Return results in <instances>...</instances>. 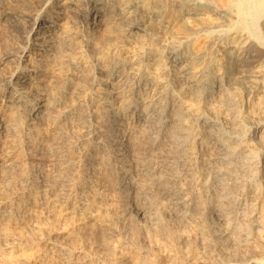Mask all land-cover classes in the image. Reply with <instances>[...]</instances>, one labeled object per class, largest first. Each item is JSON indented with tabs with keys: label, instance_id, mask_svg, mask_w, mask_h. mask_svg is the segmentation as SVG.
I'll list each match as a JSON object with an SVG mask.
<instances>
[{
	"label": "bare ground",
	"instance_id": "obj_1",
	"mask_svg": "<svg viewBox=\"0 0 264 264\" xmlns=\"http://www.w3.org/2000/svg\"><path fill=\"white\" fill-rule=\"evenodd\" d=\"M203 15L213 22L210 23L212 25L206 29H198L196 31V28L191 27L193 28L191 33H195L194 37L204 35V39L208 42L207 45L210 44V47L212 43L213 45L216 43L214 49H211V54L207 57L208 61H205L206 65H200V60H203L204 57L198 56L202 55L198 54L199 52L195 53L193 51L195 55L189 58V47L190 45L192 46L194 41L188 43L191 33L182 29L185 28L184 25H189L191 21L195 22L196 20L198 22V16L202 17ZM220 20L221 23L219 24L222 25H217ZM0 26L11 27L13 34L17 37L16 44L18 46V50L15 53L6 55L8 61L14 63L13 72H11L10 76L0 79V194L4 193L6 188L12 185L16 179L21 186V191L14 196L15 207L10 202L1 204L0 221L10 220L13 217V211H17L19 205L25 206L31 197L40 193V186L43 184V176L40 174L41 171L36 169V165L35 167L30 161L29 163H21L14 160L10 157L9 151L11 150H7V148L12 146L16 151L23 152L24 160L28 159L37 151V147L42 141L41 138H43L39 133L38 127L42 123L38 124L37 122L41 121L50 123V126H55V116L52 115V112L56 106L61 104V100L60 98H51L46 95L47 86L42 82L43 77L47 76L51 77V79L57 77V66L59 67L60 61L65 55L66 58L68 57V52L65 54L66 51L73 52L77 50L83 58L88 57V49H92L94 53H100V56L97 55L100 58L104 55H107V57L109 55L119 56L118 54L122 50L124 51L126 46L129 47L130 45L128 46L127 44L132 41L134 44L138 43L137 46L135 45L138 48L137 51L140 52L138 57L131 53L132 57H136L135 60L138 66L130 67L129 65L131 72H126L129 68L123 67V62L118 63L115 60L107 69L109 70L108 77L113 76L119 82L124 79L123 77L126 73L124 80H128V82L124 81V83H129L132 89L137 87V91L132 94L126 93L125 95L124 87L122 89L116 88L117 90H115L114 87L118 82L115 81L113 83L110 79L103 78L99 80L95 91L91 92L93 96L89 98L87 104L88 106H94L93 112L90 110L91 112L86 111L83 114L78 110L76 112L72 107L63 106L66 116L72 118L75 116L80 123L83 122L82 125L87 132L85 150L93 147L95 150L99 149L101 151L100 155H97L98 152L95 155L93 154L90 162H88L90 166H87L85 171L80 173L82 176H80V181L77 182L79 192L73 197L72 208L75 207L84 212L88 211L91 204L88 202L90 197L87 198V190L89 191V189L96 187L99 183H110L109 185L119 190H124L127 186H131L133 189L124 194L125 199L121 198L120 201L123 212L131 218L132 212L128 206V201L138 202L137 200L140 199V196L147 195L145 192L148 188H153L154 186L162 187L165 180L162 179L160 172V175L154 174V171L151 170L153 167L149 166L148 169L145 166V160H139L137 154L138 150H140V144L137 143L138 141H136L135 137L132 139L130 133L138 125L144 124L145 126L149 124L153 116H158L159 118H156L159 119V123H156L164 126L168 121L166 114L170 112V107L167 106L174 104L173 102L177 100L181 103L180 110L173 113L172 118L178 123V126L180 124V128L177 127L179 129L178 133H189L190 135L191 132L188 131L186 117L190 111V105H196V108H192V110L195 111L193 114L195 113L197 116V112L201 110V101L205 100L207 95H210L211 98L213 97L214 102L211 104H214V106H209H212V108L216 107V110L211 108L216 111V117L213 116L214 119L212 116L206 118L200 114V116L196 117L194 114L193 118L196 123L201 122L208 126V128L206 127L208 129V141L206 140V143L212 149L214 158L206 161L203 156L199 160L194 158L193 154L191 162L186 161L187 164L180 166V171L176 170L177 173L180 172L179 174L186 176L185 183L187 186L184 187L182 185H186L182 180L177 181L179 175L176 173L175 176L178 177L176 181L180 182L181 185L177 186L178 190H169V192L164 194L165 201L171 207L175 209L178 207L181 210L187 206L188 203L186 202L189 201H185L184 197L187 194L192 195V197L194 195L195 199L192 201V207H198L197 204H205L211 208L210 211L218 222L225 226L226 231L224 232L229 233L230 227L234 228L231 234L237 229H242L246 232L245 243L251 242L253 248L244 252L240 262H232L233 264H264V58L249 71L250 66L246 73H244L245 71L243 72V75H236V72L234 73L232 66H230L238 61L240 54L237 49L242 44L252 41V43L255 42L264 47V33L262 34L264 29V0H0ZM182 30L188 31V33L180 32ZM105 34H111L112 38L108 39L106 37L107 39H104ZM166 34H171L168 36L169 39L171 38L170 40H167V37L161 38ZM159 38L162 39V42H157ZM214 40H219L220 43L219 41L214 42ZM131 45L133 46V44ZM179 48L182 49L180 52ZM133 49L131 50L135 52ZM93 52L91 51L90 54ZM71 55L73 54H70V57ZM224 56L229 61L223 63ZM132 57L130 55V58ZM187 58L190 59L191 66H189L190 63L188 64ZM75 59L69 61V66L79 71L80 64ZM185 59H187L186 63H184ZM99 66L101 65L99 64ZM119 66L121 67L119 68ZM194 66L195 69H191ZM136 67L139 68L136 69ZM132 68L136 70L132 71ZM87 71L85 76L81 75V73L80 76L92 78L89 77L90 74H87ZM124 83L119 85L123 84V86L127 87ZM257 93H259L258 96L256 95L257 99L254 100L253 97ZM189 95L190 98L191 96L195 98V101L193 100L194 103L191 104L188 100L186 102H189L190 105H182L185 102L182 101L183 98ZM220 108L226 115L223 119L220 118ZM152 119L155 120L154 118ZM234 122L238 126L236 130L232 128H235L232 125ZM102 125L104 128L100 129ZM140 131L143 132V129ZM202 132V129L199 130L198 128L191 134L193 138H191V141L199 143L201 148L204 145V141H200ZM166 133V139H169L168 141L172 144V148L173 145L183 148L185 154L186 152H193L192 147L190 149L186 147L187 138H181L182 136L180 137L176 134L175 136L173 131ZM155 137L157 136L155 135ZM155 142V140L150 141V144ZM128 143H131L132 146H130L131 149L133 148L134 154L132 152H124L127 151ZM208 156L212 155L209 154ZM150 163L151 161L149 160L148 164ZM166 163L169 164L168 162ZM150 165H153V163ZM156 165H160V162ZM112 167L114 168L110 171ZM162 167L160 170H162ZM202 167H204L206 172H209L208 174L211 171L214 173L216 181H213L219 183L222 187H232V194L229 199L224 198L223 200L220 199L222 200L221 202H215L214 198H212L214 195L212 196L211 192L209 194L212 197L207 196L209 194H202L204 193L202 188L206 186L204 176L207 174L202 172ZM168 169H170L169 166ZM195 169H197V172ZM173 173L175 174V172ZM173 173L172 175H174ZM163 174L165 175V173ZM92 177L93 179L91 180L90 178ZM169 177L167 176L166 178ZM89 179L92 182L91 185L84 183L85 180ZM168 181L171 180L169 179ZM166 184L169 183L166 182ZM171 187L173 186L169 188ZM215 187L217 186L215 185ZM85 188L89 189L85 190ZM208 188L210 187L208 186ZM220 189L224 188H219L218 191ZM161 190H163V187ZM221 191L224 192L225 190ZM126 198L128 201H126ZM95 201L92 200L90 202ZM153 202L148 200L146 201L147 204L138 202L136 209L138 216H146L149 213L148 211H150L149 209L155 206ZM157 206H160V203ZM184 212L186 211L184 210ZM207 214H205L206 218ZM96 226L100 228L99 230H113V228H110V224L104 222H97ZM220 227L223 228L221 225ZM212 228L213 225L209 229ZM134 229L136 228L132 227V230ZM207 230L205 225L201 223L197 225V233L202 235ZM93 231V227H89L87 233L92 234ZM134 232L137 231L134 230L132 233ZM213 233H210L212 234L211 239L216 236L215 234L213 237ZM218 234L220 235V233ZM215 241H219V238ZM212 244L215 245L214 242ZM228 244H231V242ZM243 245V243H237L236 247L239 250ZM220 247L222 246L220 245ZM136 260L139 261L137 258ZM172 260L174 261V259ZM183 260H179L181 262L177 264H186ZM158 262L163 263L160 260Z\"/></svg>",
	"mask_w": 264,
	"mask_h": 264
},
{
	"label": "rangeland",
	"instance_id": "obj_2",
	"mask_svg": "<svg viewBox=\"0 0 264 264\" xmlns=\"http://www.w3.org/2000/svg\"><path fill=\"white\" fill-rule=\"evenodd\" d=\"M198 17H199V21L197 20L198 22H196V20L195 22L191 21L189 22L190 23L189 25L187 26L184 25L185 28H182V29L188 30L189 33H191V31H193V28L191 27L196 28L195 29L196 31L198 29H206L207 27L212 25L210 23H213L209 18L204 17V15L202 17L200 16ZM219 23H221V20L217 23V25H222ZM206 24H210V25L205 26ZM188 26H190V28H188ZM183 30L180 32L188 33V31H183ZM12 31L13 30L11 29L10 26H0V79L2 77L10 76L11 72H13L14 70V63L8 61L6 57V55H8L9 53H15V51L18 50V46L16 44L17 37L15 34H13ZM263 33H264V29L262 31V34ZM170 35L166 34L164 37H161V38L164 39L167 37L166 39L170 40L171 38L169 39L168 37ZM194 35L195 33H191L189 35L190 40H188V43H191L194 41L192 46L190 45V47L192 48L190 49L189 47V54H190L189 58L190 56L192 57V55L193 56L195 55L194 52L195 53L199 52L198 54H202V55H198V56L204 57L203 60H200V65L201 64L206 65L205 61L206 60L208 61L207 57L211 54L212 52L211 49H214V45L216 43L214 45L212 43L211 45L212 48H211L209 46L210 44L207 45L208 42L206 41V39H204V35H197V37H194ZM172 36L174 35L172 34ZM106 37L108 39H111L112 35L105 34L104 39H107ZM192 37L197 40H194ZM161 38H159L157 42L158 41L162 42ZM217 41L219 40H214V42H217ZM131 44H133V46ZM127 45L128 46L130 45V46L129 47L126 46L125 50L124 51L122 50L121 53L118 54L119 56L109 55L107 57V55H104L101 58L97 56V55L100 56V53L96 52L98 53L96 54L93 52L92 49H88L87 58H83L81 53L77 50H74L73 52L66 51L65 54H67L68 52L67 54L68 57L66 58V55H65L64 56L65 58L63 57L62 60L60 61L59 67L57 66V77L51 79V77H47V76L43 77L42 75L43 77L42 82L45 83V85L47 86L46 95H48V97H51V98H60L61 104L59 106H56L52 112V115L55 116V126L54 127L50 126V123H44V122L37 120L38 124L42 123L38 125V127H39V133L41 137L43 138H41L42 141L40 145L37 147V151L34 153V155L24 160L23 152H18V150L16 151L15 148H12V146L7 148V150H11L9 151L10 157H12L14 160L18 162L20 161L21 163H26V162L29 163L30 161V163L32 162L31 164H33L34 166L36 165L37 166V167L35 166L36 169L41 171L40 174H42L43 176V182H42L43 184L42 186H40V193L37 196L31 197L25 206L19 205V209L17 207V211H13V214H12L13 217L10 220H7L8 222L5 220L0 221L1 222L0 223V264H146V263L147 264H154V263L155 264H167L168 261L170 264L171 263L177 264L181 262L183 259H184L183 262H186V264H195V263L196 264H217L219 260L221 263L218 262V264H229V263L233 264V263L240 262L244 252L253 248L251 242L245 243L244 238H245L246 232L244 230L237 229L234 233L231 234L234 228L230 227L229 233L224 232L226 231L225 226L218 222V220L215 218V216L210 211L211 208H209L205 204H200L201 206L197 204L198 207L196 206L192 207L193 205L192 201L195 199L194 195L193 197L192 195L190 196L189 194H187L185 197L183 196L185 198V201H188V200L189 201L186 202L188 203L187 206L181 210L178 207H176L175 209L174 207H171L169 204H166V201H165L166 199H165L164 194L169 192V190L175 191L177 189V186L180 184V182H177V181L182 180L183 183L186 182L185 181L186 176L179 174L180 172L177 173V171H180L181 169L180 166H184L185 164H187L186 161L191 162L193 154H194L193 157L199 160L200 158H203V156H204L203 159H205L206 161H209L211 160V158H214L212 149H210L209 145L206 143V140L208 141V137H207L208 129H206V127L208 128V126L204 125V123L203 124L201 122L196 123V121H194L195 119L193 118V116L195 113L193 114V112L195 111L192 110V108L195 109L196 105L192 103H194L193 100L195 98L193 96H191L190 98V95L187 97L185 96L182 100V101H185L182 103V105L183 104L190 105V103L192 104L190 105L191 106L190 111L187 113V116L185 115L187 117V124H188L187 128H188V131L191 132L190 135L194 133L198 128L199 130L202 129L203 131L201 135L202 139H200V141L201 140L204 141V145L202 148L199 145V143H196L195 141L193 142L191 141L193 138H192V135L191 136L189 135V133H186V134L178 133L179 129H177V127L180 128V124L178 126V123H176L172 118V114L175 113L177 110H180L181 103L180 101H177V100L173 102L174 104L167 106V107H170V112L166 114L168 121L164 124V126L157 124L159 123V119L156 118L158 116H153L151 117L149 124H146L145 126L144 124L140 126L138 125L136 128L134 127V130L132 131V133H130L131 134L130 136L132 137V139H134L135 137V139H137L136 141H138L137 143L140 144L139 145L140 150H138V154H137V157L139 158V160L140 159L141 161L145 160L144 161V163H146L145 166H147L148 169H149V166L153 167L151 168V170L154 171V174L155 175L161 174L162 179L165 180V183H163V186H162L163 190H161L162 189L161 186L160 187L154 186L153 188L152 187L148 188L147 191L145 192L147 195L144 194V196H140V199L137 200L139 203H144V204H147L146 203L147 200L151 202L154 201L153 204L156 206V208L155 206H152V208L149 209L150 211H148L149 213H147L146 216L141 217V216H138V214L136 213L138 202L135 203L133 200L128 201V199L126 198V201H128V206L130 207V211L132 212L131 218H130L123 212L120 201H121V198L125 199L124 194H126L128 191H131L133 187L127 186L126 188H124V190L123 189L119 190L117 188H114V186L109 185L110 183L108 184L107 182L99 183L96 187L92 189L85 188V190L89 189V191L87 190V198L90 197L89 198L90 200H88V202L89 204H91L90 206V208L92 207L91 209L89 208L88 211L86 210L84 212L82 210H79L78 208H75V207L72 208L71 202L73 201V197L79 192V187L77 185L78 184L77 182L80 181V178H81L80 176H82V174L80 173L82 171H85V168L87 166L88 167L90 166L88 162H90V159L93 157V154L95 155L96 152H98L97 155H100L101 151L99 149L95 150V148L93 147H90V149L88 148L87 150H85L87 132H86V129L82 125L83 122L80 123V121L77 120L75 116H73V118L66 116L63 106L67 105V107H72L76 112L79 111L80 113H83V114L86 113V111L93 112L94 106H91V105L88 106L87 104H88L89 98L93 96L92 93L95 91V88L97 84L99 83V80L103 78H108L113 83H115V81L118 82L116 83V86L117 85L118 86L114 87L115 90H117L116 88L122 89L124 87L123 91L125 95L126 93L132 94L133 92L137 91V87H133L132 89L129 86V83H124L126 73L124 74L125 75L123 77L124 79H121L122 81L120 82L117 81L113 76H111L112 78L110 76L108 77L109 70L107 68L110 67L111 63H113L115 60H117L118 63L123 62L124 63L123 67L127 69L129 68L126 72L128 71L131 72L130 67L132 66L135 67V65H137L136 63L137 61L135 60L136 57L135 56L132 57V56L136 55L138 57V53L140 54V52L137 51L138 48L136 47L138 43L134 44V42L131 41ZM240 48L237 49V52L239 51V54H240L238 61L230 65L232 66L233 72L234 73L236 72L235 73L236 75H243V72L245 71L244 73H246L247 69L250 66L251 68H249L248 70L249 71L252 70L256 66V64H258L259 61L264 58V47L260 46L259 44H256L255 42L253 43L252 41L247 42L245 44H242ZM131 49H133L135 52H133ZM90 50L94 54L93 53L90 54L91 53ZM181 50L182 49L179 48V52ZM204 50H207V51H204ZM70 54H73L75 56L71 55L70 57ZM130 55L134 59L130 58ZM70 58L72 60L76 58L75 60L79 61L81 71L74 70L72 69L71 66H69L70 65L69 61L71 60ZM121 59L122 61H120ZM187 59H185L184 63H186ZM95 60L97 61L95 62ZM106 60H109V61H106ZM194 61L197 62L196 60ZM225 61H229V59L226 56H224L222 62L224 63ZM98 62L101 66H99ZM132 62L134 65L132 64ZM187 62L188 64L190 63L189 66H191L190 59H188ZM85 66H88V67H85ZM120 67L121 66H119V68ZM137 68L139 67H136V69ZM85 69L86 71L88 70L87 74L89 73L90 74L89 77H92V78L90 79L88 77L83 78V76H85L86 74ZM136 69L132 68V71H135ZM191 69H195V66L194 68H191ZM105 71L108 73H106ZM80 73L83 76H80ZM177 81H179V79H177ZM125 82H128V80ZM120 83H124V85H127V87L123 86V84L119 85ZM258 94L259 93L254 95L253 97L254 100L257 99ZM188 100L190 103L186 102ZM213 102H214L213 97L211 98L210 95H207L205 100L201 101L200 103L201 110L203 111L199 110L197 112L198 113L197 116L203 115L206 118H208L209 116L210 117L212 116V118L213 116L216 117V113H215L216 111H214L216 110V107L212 108V106H209V105L214 106V104H211ZM206 107H207V110H206ZM211 108L214 110H212ZM220 109H219L220 118L223 119L224 116L226 115L223 112V110L221 109L222 110L221 111ZM152 118H154L156 121L153 120ZM225 120H226V117H225ZM200 124L202 127L199 126ZM235 124L237 125L236 122L232 123V125L235 126V128L231 126L234 130L238 128V126H236ZM142 126L144 127L142 128ZM102 128H104L103 125L100 127V129ZM139 128L143 129V132L140 131L141 129ZM144 128H146L145 131H144ZM169 131H173L174 135L176 134L180 137L182 136L181 138H184V139L187 138L186 141H188L189 143L187 142L188 143L187 144L185 142L186 147H188L189 149L190 147H192L193 152L192 153L186 152L185 154V151L183 150V148H178L177 146H174V145L172 148V144L168 141L169 139H166V134H167L166 132H169ZM155 135L157 137H155ZM151 138H153L157 143L155 142L153 144H150V141L151 142L154 141L153 139L151 140ZM165 141L166 143H164ZM162 142L164 143V145ZM128 144L129 145H128L127 151H124V152H127V153L132 152L134 154L133 148L131 149V146H132L131 143H128ZM194 144L197 148L194 146ZM201 144H203V142H201ZM206 147L207 148L209 147V148L207 149ZM180 150L181 152H179ZM208 150L211 152H209ZM207 154L208 155L211 154L212 156H208ZM189 156L190 158H188ZM205 157H209V158H205ZM149 160L151 161L150 164L153 163V165L154 164L155 165L153 166V165L148 164ZM170 160L171 161L175 160L176 162L175 161L171 162ZM182 160L184 161V163ZM159 162H160V165H156L157 163L159 164ZM166 162H168L169 164H167ZM164 164H167L170 169L172 168L171 171L170 169H168L167 165L163 166ZM160 166L162 167V170H160L161 169ZM158 167L160 171L158 170ZM113 168L114 167H112L110 171L113 170ZM203 169L204 167H202V172H204L205 174L207 173V174L206 176L203 175L205 178L204 180L206 182V186L202 188L203 190L202 192L204 193L202 192L201 193L207 195L211 192L212 196L213 195L214 196L212 197L211 194L207 196L209 197L211 196L212 198H214L215 202H221L224 198L229 199L230 195L232 194V187H227V188L222 187L219 183L215 182L216 178L214 177V173L212 171L210 172V174H208L209 172L208 171L206 172L205 169L204 170ZM195 170L197 172V169ZM162 171L163 173H165V175L162 173ZM169 171L171 172V175ZM172 171L175 172V174ZM89 172H90V169H89ZM172 173L174 175H172ZM176 173L179 175L178 176L179 178L175 176ZM90 176H91V173H90ZM167 176H170V177L166 178ZM90 179L92 180L93 177ZM90 179L85 180L84 183H87V185H91L92 182H90L91 181ZM169 179L171 181H168ZM166 182L169 184H166ZM171 182L173 183L171 184ZM164 184H166L167 186ZM182 185L184 187L187 186V184L186 185L182 184ZM215 185L217 187H215ZM170 186H173V187L169 188ZM208 186L211 189L208 188ZM205 188L206 190H204ZM213 188H216V189H213ZM219 188H224V189H220V191H218ZM221 190H225V191L223 192ZM20 191H21V186H20L19 181H17L16 179L12 185L6 188L4 193L0 194V206L2 203L10 202V203H13L12 206L15 207L16 201L14 199V196ZM96 193H99V194L96 195ZM92 200L93 201L96 200L95 201L96 204L95 202H90ZM159 203H160V206H157V204ZM163 205L165 206L163 207ZM158 207L159 209L160 208L161 209L159 210ZM169 207H171L172 210ZM169 210L171 211L169 212ZM184 210L186 212H184ZM181 211H183L182 212L183 214L181 213ZM206 212L207 213L209 212V214H207ZM205 214H207V218ZM97 222H104V223L110 224V228H113V230L111 229H108V230L106 229V231L99 230L100 228L96 226ZM199 223L205 225L206 229H208L207 231L203 232L202 234L203 236L197 233L196 231L197 225ZM218 224H220L223 228H221L220 225ZM212 225H213V228L209 229L212 227ZM88 226L93 227L94 231L92 232V234L87 233V230L89 228ZM132 227L136 228L134 230L137 232L132 233L134 231L132 230ZM210 230H213V231H210ZM210 233L214 234L213 237L215 236V234H216L215 237L217 236L218 237L216 239L215 237L211 239L212 234ZM218 233H220V235ZM198 236H199V239H198ZM189 237H191L192 239ZM146 238L148 239V241ZM218 238H219V241H215V240H218ZM212 242H214L215 245L212 244ZM230 242L231 244H228ZM237 243H243L244 245L242 246L241 249L238 250L236 247ZM203 245H206V246H203ZM220 245L222 247H220ZM210 249H213V250H210ZM172 250H175V251L172 252ZM136 258L139 259V261L136 260ZM140 258L142 262L140 261ZM157 259L158 261L160 260L163 263L158 262ZM172 259H174V261Z\"/></svg>",
	"mask_w": 264,
	"mask_h": 264
}]
</instances>
